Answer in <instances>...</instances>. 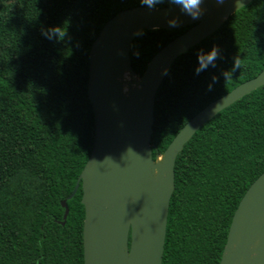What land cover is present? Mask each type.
Returning a JSON list of instances; mask_svg holds the SVG:
<instances>
[{
  "label": "trees",
  "instance_id": "obj_1",
  "mask_svg": "<svg viewBox=\"0 0 264 264\" xmlns=\"http://www.w3.org/2000/svg\"><path fill=\"white\" fill-rule=\"evenodd\" d=\"M134 7L140 0H0V264H84L80 185L65 221L61 202L95 138L88 54L105 22ZM65 21L71 45L40 35L41 22ZM190 27L137 35L129 53L134 74L142 78L153 56ZM213 45L224 60L195 75L197 51ZM235 56L242 67L224 81L220 73ZM263 69L264 0H253L169 66L153 104V159L199 111ZM211 75L220 79L209 92ZM263 172L261 86L217 113L176 155L162 264H219L233 214Z\"/></svg>",
  "mask_w": 264,
  "mask_h": 264
},
{
  "label": "water",
  "instance_id": "obj_2",
  "mask_svg": "<svg viewBox=\"0 0 264 264\" xmlns=\"http://www.w3.org/2000/svg\"><path fill=\"white\" fill-rule=\"evenodd\" d=\"M253 0H206L199 20L180 16V25L166 22L177 9L148 11L134 7L105 22L89 49L87 93L95 138L76 184L61 202L63 220L67 200L79 185L84 207L82 229L84 264H162L168 208L175 188L176 155L205 123L250 92L264 86V69L193 116L176 134L165 152L154 160L150 146L153 104L164 70L172 62L213 34L223 22ZM191 26L161 48L147 65L140 83L128 86L125 74L137 77L131 66L130 47L143 30H173ZM161 73L148 80V69ZM132 148L135 154L126 153ZM110 157V161L105 158ZM219 264H264V172L249 186L235 210Z\"/></svg>",
  "mask_w": 264,
  "mask_h": 264
},
{
  "label": "clouds",
  "instance_id": "obj_3",
  "mask_svg": "<svg viewBox=\"0 0 264 264\" xmlns=\"http://www.w3.org/2000/svg\"><path fill=\"white\" fill-rule=\"evenodd\" d=\"M206 0H140L141 7L146 8L148 11H156L159 5L168 3L172 8L178 10L179 15L173 16L171 19H168L170 28L179 27L181 21L180 16H187L192 20H199L205 14L206 9L203 7ZM218 5H223L225 0H215ZM70 24L68 21L63 22L60 25L54 26H45L43 22L40 23V35L48 40L52 44H66L71 45L72 37L68 32ZM143 33H137V35H142ZM78 46V44H77ZM136 55H139L137 53ZM197 66L194 69L195 75H200L203 72H207L210 68L216 69L218 67L217 62L224 60L223 49L219 45H213L208 50L200 49L196 53ZM243 61L239 56L233 57V65L230 70H222L220 75L223 77L224 81H227L232 78L233 74L240 70L242 67ZM164 75H168V69H165L163 72ZM127 78V76L125 77ZM220 77L217 75H211L210 82L207 85V91L211 92L219 82ZM126 92L127 89L125 88ZM126 153L135 154L132 148H128ZM106 161H110V157L105 158Z\"/></svg>",
  "mask_w": 264,
  "mask_h": 264
},
{
  "label": "rangeland",
  "instance_id": "obj_4",
  "mask_svg": "<svg viewBox=\"0 0 264 264\" xmlns=\"http://www.w3.org/2000/svg\"><path fill=\"white\" fill-rule=\"evenodd\" d=\"M126 76H124V77H122L121 79H120V81L122 82V84H123V87H124V89L126 88V89H128V86L129 85H132V86H134V88H136L135 87V84H138V83H140V81H141V79L140 78H138V77H130L129 79L128 78H125ZM124 94L125 95H128V90L125 92L124 91ZM160 158L161 157H159V161H160Z\"/></svg>",
  "mask_w": 264,
  "mask_h": 264
},
{
  "label": "bare ground",
  "instance_id": "obj_5",
  "mask_svg": "<svg viewBox=\"0 0 264 264\" xmlns=\"http://www.w3.org/2000/svg\"><path fill=\"white\" fill-rule=\"evenodd\" d=\"M163 69V64L161 63L160 67H158L157 69H152L151 67L148 69V72L146 74V77L148 80H154L162 71ZM124 76H127V78L129 79L130 77H132L130 74H125Z\"/></svg>",
  "mask_w": 264,
  "mask_h": 264
}]
</instances>
